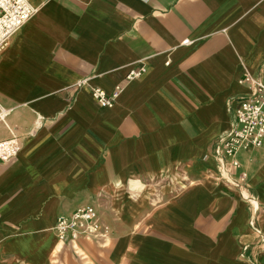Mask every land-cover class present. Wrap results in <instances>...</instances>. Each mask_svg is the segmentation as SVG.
Here are the masks:
<instances>
[{
  "label": "crops",
  "instance_id": "obj_1",
  "mask_svg": "<svg viewBox=\"0 0 264 264\" xmlns=\"http://www.w3.org/2000/svg\"><path fill=\"white\" fill-rule=\"evenodd\" d=\"M29 2L0 56V141L22 138L0 160V264H264V138L233 172L253 200L214 156L245 74L264 81V0ZM87 207L101 235L59 242Z\"/></svg>",
  "mask_w": 264,
  "mask_h": 264
},
{
  "label": "built area",
  "instance_id": "obj_2",
  "mask_svg": "<svg viewBox=\"0 0 264 264\" xmlns=\"http://www.w3.org/2000/svg\"><path fill=\"white\" fill-rule=\"evenodd\" d=\"M35 14L36 9L29 0H0V56ZM139 75L140 72H135L128 79ZM242 82L249 85V91L229 100V111L234 117V122L229 131L217 139L214 156L218 162L220 180L225 182L227 187L238 190L242 198L253 200L242 192L247 188L245 175L234 177L233 172L240 167L237 154L242 148L258 147L262 144L264 81L259 75L247 73ZM120 88L119 85L110 94L96 88L93 90V96L101 108H111L115 104V97ZM5 116V111H0V119L3 120ZM21 149V137L14 136L0 141V160L7 162L16 158ZM55 230L58 241L62 243L75 242L82 237H98L102 233L98 214L91 207L79 209L71 216L59 218Z\"/></svg>",
  "mask_w": 264,
  "mask_h": 264
}]
</instances>
